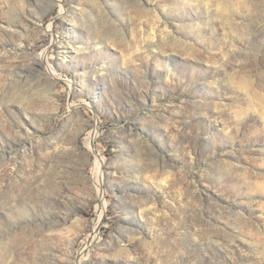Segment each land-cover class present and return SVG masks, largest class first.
I'll use <instances>...</instances> for the list:
<instances>
[{
  "label": "rangeland",
  "instance_id": "1",
  "mask_svg": "<svg viewBox=\"0 0 264 264\" xmlns=\"http://www.w3.org/2000/svg\"><path fill=\"white\" fill-rule=\"evenodd\" d=\"M0 264H264V0H0Z\"/></svg>",
  "mask_w": 264,
  "mask_h": 264
},
{
  "label": "bare ground",
  "instance_id": "2",
  "mask_svg": "<svg viewBox=\"0 0 264 264\" xmlns=\"http://www.w3.org/2000/svg\"><path fill=\"white\" fill-rule=\"evenodd\" d=\"M92 135H93V133H92Z\"/></svg>",
  "mask_w": 264,
  "mask_h": 264
}]
</instances>
